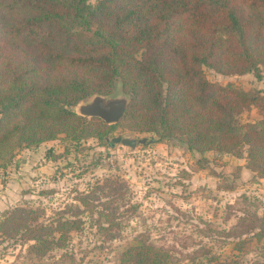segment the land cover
<instances>
[{
  "label": "trees",
  "instance_id": "obj_1",
  "mask_svg": "<svg viewBox=\"0 0 264 264\" xmlns=\"http://www.w3.org/2000/svg\"><path fill=\"white\" fill-rule=\"evenodd\" d=\"M16 7L29 11L13 16ZM263 64L264 0H0V167L19 149L60 135L105 143L122 125L158 141L175 138L199 154L243 157L264 177V89L220 85L202 72L261 78ZM115 82L130 95L117 122L71 109L109 94ZM251 107L261 118L240 122ZM14 211L0 228L24 232L33 241L28 254L37 257L62 247L80 223L61 217L45 224L37 209ZM254 237L264 239L263 223ZM168 257L141 240L118 253L119 264H167Z\"/></svg>",
  "mask_w": 264,
  "mask_h": 264
},
{
  "label": "rangeland",
  "instance_id": "obj_2",
  "mask_svg": "<svg viewBox=\"0 0 264 264\" xmlns=\"http://www.w3.org/2000/svg\"><path fill=\"white\" fill-rule=\"evenodd\" d=\"M28 11L16 7L12 15ZM260 71L257 78L251 72L222 74L202 67L209 81L242 90L264 89V64ZM116 94L129 95L118 82L109 93ZM261 116L251 107L238 119ZM118 134L143 142L134 148L109 145ZM105 139L74 141L60 135L19 149L0 167V221L17 207L37 209L38 221L45 224L80 219L62 247L40 257L28 254L33 241L20 237L24 232L3 225L0 264H119L122 247L138 240L166 250L167 264L264 261V239L254 237L264 224V177L247 167L245 158L199 154L175 138L158 141L153 132L122 125Z\"/></svg>",
  "mask_w": 264,
  "mask_h": 264
},
{
  "label": "water",
  "instance_id": "obj_3",
  "mask_svg": "<svg viewBox=\"0 0 264 264\" xmlns=\"http://www.w3.org/2000/svg\"><path fill=\"white\" fill-rule=\"evenodd\" d=\"M128 102L129 95L127 94H94L90 99L78 102L71 109L83 117H97L111 124L117 122L122 117ZM118 142L134 148L137 142H143V139L138 141L134 138L123 137L121 134L108 139L109 145Z\"/></svg>",
  "mask_w": 264,
  "mask_h": 264
}]
</instances>
